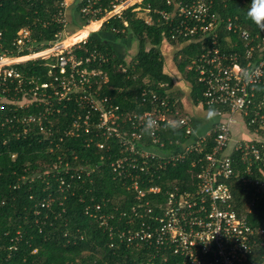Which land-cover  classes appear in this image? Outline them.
Wrapping results in <instances>:
<instances>
[{
	"label": "built area",
	"instance_id": "1",
	"mask_svg": "<svg viewBox=\"0 0 264 264\" xmlns=\"http://www.w3.org/2000/svg\"><path fill=\"white\" fill-rule=\"evenodd\" d=\"M143 1L114 0L113 10L101 19L100 27ZM164 2L170 10L149 7L147 25L153 26L156 21L164 24L169 29L165 39L168 42L198 38L210 42L209 50L190 66L204 89V100L197 109L217 119L208 133H197L194 118L180 106L176 97L168 93L161 96L152 89L141 92L143 105H149L151 110L141 114L121 112L111 96L101 93L102 86L108 82L106 74L86 67V64L104 63L107 58L99 52L87 58L75 53L76 49H83L92 32L81 42L66 47L65 40L82 29L65 37L67 23L64 19V31L55 42L38 47L32 41L30 29L24 28L18 32L14 43L17 55L0 56V110L8 106L44 108L24 116L14 109L15 114L7 116L1 126L9 127L15 140L43 136L38 141H48L49 153L61 150L66 140L79 139L83 134L90 136L86 140L88 148L95 143L107 152L118 149L110 168L121 180L131 181L128 191L140 201L120 216L119 221L126 219L127 228L115 232L110 222L114 216L102 212L106 203H97L85 210L86 215L98 220L101 228L107 229L111 249L125 245L149 252L147 264H169L174 258L176 264H258L255 252L264 248V220L258 226H251L249 215L259 200L264 202V141L250 136L264 132V30L255 24L257 30L252 33L235 16L227 20L228 33L222 44L219 25L223 20L214 12V0ZM62 7L67 10V0H63ZM91 12V5L82 10L84 16ZM38 61H44L42 65L48 69L50 82L38 83L41 77H26L25 81L24 74L18 70V66ZM122 71L125 72L124 67ZM15 81L18 86L11 96L10 86ZM65 102H74L83 113L65 130L47 125L60 113L59 107ZM235 127L242 132L241 139H233ZM171 128L183 129L187 139L183 143L172 141L177 149L170 152L165 150L158 133H168ZM95 137L103 140L95 142ZM148 137L151 144L147 142ZM209 137L215 147L191 163L190 189L183 190L176 183H169L164 191L155 184L159 171L185 162L196 151L202 153ZM61 153L50 171L38 174L56 179L54 185L48 186L50 190L55 188L64 194L71 188L68 179L93 183L97 168L81 166L70 173V163ZM234 153L240 155L242 171L235 169ZM17 157L18 154L12 155V159ZM150 161L158 162L152 163L153 169ZM147 176H150L148 183L144 179ZM233 178L252 196L243 213L237 212L233 189L227 183ZM148 195H163V199L152 205ZM55 201L49 193L41 207L50 209Z\"/></svg>",
	"mask_w": 264,
	"mask_h": 264
},
{
	"label": "trees",
	"instance_id": "2",
	"mask_svg": "<svg viewBox=\"0 0 264 264\" xmlns=\"http://www.w3.org/2000/svg\"><path fill=\"white\" fill-rule=\"evenodd\" d=\"M133 1L135 0H131ZM62 3L63 0H0V56L17 55L18 50L14 43L18 32L24 28L30 29L32 41L38 47L55 42L65 28L62 19L67 11L62 7ZM113 3L114 0H81L75 5L73 26L68 30L75 32L91 22H95L91 25H99V20L113 10ZM250 4L251 0H214V12L223 20L219 25L223 36L222 44L228 33L225 26L230 18L238 16L239 22L245 28L252 33L257 30L255 23L247 16ZM90 5L91 14L84 16L82 10ZM138 7L142 10L136 12ZM149 7L170 10L164 0H144L141 5L124 11L120 18L109 19L101 28V32L113 34L117 40L123 41L131 37V40L137 43L138 51L131 62L121 58L112 45L95 36L88 39L83 49L75 50L78 57L87 58L91 53L99 52L107 58L104 63L86 64V67L89 70L100 69L106 74L108 82L102 86L101 93L111 96L115 105L126 114H141L151 110L149 105L142 103V90L152 89L161 96L168 93L172 98L176 97L175 100L180 96L172 92L176 77L171 73L164 56L163 41L169 29L157 21L153 26L146 24ZM99 9L101 11L97 12ZM82 35L77 36L75 43L89 36L86 33ZM169 45L174 46L177 52L173 58L175 70L185 82L190 83L191 99L197 106L204 100V89L198 82V75L190 70V66L195 59L209 50L210 42L198 38L194 41L169 42ZM43 63L44 61L31 62L18 66V70L24 74L25 81L26 77H41L38 83L50 82L51 79L47 77L48 69L43 67ZM123 67L125 72L122 71ZM17 86V81L11 84V96L15 94L14 89ZM259 90L261 91V88ZM18 95L22 96L23 93ZM64 105L59 107L60 113L47 125L65 130L79 113H83L74 102H65ZM14 109L17 110L18 107L8 106L5 110H0V264H147L149 252L125 245L120 249H111L107 229L101 228L96 218L85 213L88 206L106 203L102 212L114 216L110 222L118 233L127 228L126 219L119 221L121 214L140 203L132 192L128 191L131 181L121 180L110 168L118 149L113 148L112 152H107L96 147L95 143L88 148V134H83L79 139L66 140L62 149L55 150L54 153L48 152L51 147L48 141H38L43 138L41 135L15 140L13 131L8 130L9 127L1 126L7 116L12 117L15 114ZM43 109L30 107L18 109L17 113L24 116ZM158 134L160 140L165 143V150L170 152L177 149L171 144L172 141L183 143L187 139L184 130L178 128H171L168 133L159 131ZM212 138L209 137L202 153L196 151L190 154L185 162L159 171V179H155V184L162 186L164 191L169 187V183H176L183 190L190 189L191 163L213 151L215 146ZM94 139L95 142L103 140L101 137ZM147 142L151 144L152 140L148 137ZM61 152L70 163V173L81 166L88 169L97 168L93 183L87 181L83 184L68 179L71 188L64 194L55 188L50 190L51 187L48 186L54 185L56 179H46L38 174L50 171ZM14 154H18L17 159H12ZM74 156H77V159H74ZM232 158L235 169L242 171L244 166L239 160V153H234ZM150 163L152 165L158 162ZM149 178L150 176L144 178L146 183ZM231 180L227 183L233 189L236 210L243 213L248 208L252 196L239 186L235 178ZM49 193L56 201L50 209L42 208L41 204L48 198ZM147 198L152 205H156L157 200L163 199V195H148ZM263 220L264 202L259 200L249 215V222L251 226H258ZM255 256L258 264H264V248L256 249ZM176 263L177 259L174 258L169 264Z\"/></svg>",
	"mask_w": 264,
	"mask_h": 264
},
{
	"label": "crops",
	"instance_id": "3",
	"mask_svg": "<svg viewBox=\"0 0 264 264\" xmlns=\"http://www.w3.org/2000/svg\"><path fill=\"white\" fill-rule=\"evenodd\" d=\"M80 1L81 0H79V2ZM67 2L69 4V7L66 10L67 12L65 13V18L67 19V22L66 23H68L67 24V28L70 29L71 25L73 26V23H72L73 15H74L73 14L74 13L73 11L75 9L76 3H79V2H77V0H67ZM90 26H88L87 29H84V30H86V32H85L86 34L92 32V30H89V27ZM80 30L81 29H76L75 32L80 31ZM84 30H81L80 33L82 31H84ZM95 30H97V31L92 32V34H91L92 36H95L96 38L104 41L105 43H108V44L112 45L113 48L115 49L116 53L121 58H123V59L126 60V58H124V56H123V55H126V54L123 53V55H121L120 54L121 51L118 52L116 50V44H118L119 42H122V41L117 40L116 37L113 34L101 32L100 24L98 25V28L97 29L95 28ZM104 34H108V35L114 36V39L117 40L116 44L114 42H110V41L106 40ZM71 37H73V36H71ZM130 42L132 44L134 41L130 40ZM169 47H170V49H175L174 46H170L169 45ZM174 52H176V51H174ZM164 56L166 57V61L169 64V69H170L171 73L173 74L174 77H176V79H178V80H175L174 88L172 89V92L175 93V94H180V96H178L177 98H178V100L181 103V107L194 118L195 123H196V127H197V133L198 134L208 133L213 128V126H215V124L217 123V119H215L214 117H212L209 114V112H206V111H202V110H198L197 109L196 105H194V103H193V101L191 99L192 87H191L190 83L185 82L182 79V77L177 73V71L175 70V64L173 62V59L172 58L170 59L165 53H164ZM182 83L185 84L186 86H183Z\"/></svg>",
	"mask_w": 264,
	"mask_h": 264
},
{
	"label": "rangeland",
	"instance_id": "4",
	"mask_svg": "<svg viewBox=\"0 0 264 264\" xmlns=\"http://www.w3.org/2000/svg\"><path fill=\"white\" fill-rule=\"evenodd\" d=\"M70 2V1H69ZM77 2H79V0H77ZM140 11V8H136V12H139ZM82 17V16H81ZM64 19V21L65 22H67V19L64 17L63 18ZM104 20V19H103ZM102 20H100V26H101V24H102ZM93 23H95V22H91L90 24H88L87 26H84V27H86V28H84V27H82L81 29L82 30H84V29H87L88 28V26H90L91 24H93ZM68 24V23H67ZM91 26H97L96 27V29L98 28V25H91ZM89 30H92V32H94V31H97V30H95V29H93V28H89ZM99 31V30H98ZM72 33H75L74 31L73 32H71V31H69L68 30V28H67V30L65 29V33H64V35H65V37H67V35H69V34H72ZM80 35V32H78L77 33V36H79ZM105 35V38H106V40H108V41H110V42H114L115 44H116V42H117V40L116 39H114V36H112V35H108V34H104ZM88 37V36H87ZM86 37V38H87ZM85 38V39H86ZM69 39V38H68ZM68 39L66 40L67 42H68ZM130 40H131V37H128V39L127 40H123L122 42H119L118 44H116V50L118 51V52H120L121 51V55H123V53L124 54H126V55H123L124 56V58H126V60L128 61V62H131L132 61V59L134 58V56L136 55V53H137V51H138V45H137V43L136 42H133L132 44H131V42H130ZM66 42V47H68V45H71V43H67ZM79 43V42H78ZM73 44H75V43H73ZM72 44V45H73ZM131 44V45H130ZM163 45H164V53L171 59H173L174 58V56H175V54L177 53V52H174V51H176L175 49H170V47H169V42L167 41V40H164L163 41ZM175 48V47H174ZM176 80H178V79H176ZM182 85L183 86H186L185 84H183L182 83ZM195 126H196V123H195ZM196 130H197V127H196ZM248 136H249V134H248ZM241 137H242V132L241 131H238V129H237V127H235V129L233 130V139L234 140H238V139H241ZM251 138H253V139H257V140H262V141H264V134L263 135H259L258 134V136H250Z\"/></svg>",
	"mask_w": 264,
	"mask_h": 264
},
{
	"label": "clouds",
	"instance_id": "5",
	"mask_svg": "<svg viewBox=\"0 0 264 264\" xmlns=\"http://www.w3.org/2000/svg\"><path fill=\"white\" fill-rule=\"evenodd\" d=\"M247 16L259 28L264 30V0H251Z\"/></svg>",
	"mask_w": 264,
	"mask_h": 264
},
{
	"label": "bare ground",
	"instance_id": "6",
	"mask_svg": "<svg viewBox=\"0 0 264 264\" xmlns=\"http://www.w3.org/2000/svg\"><path fill=\"white\" fill-rule=\"evenodd\" d=\"M97 22H99V21H97ZM89 28H93V29H95L96 27L95 26H90ZM86 32V30H84V31H82L81 33H80V35H82V34H84ZM90 33H87V35H89ZM83 36V35H82ZM77 38V35H75V36H73V37H70L69 39H68V42L65 40V46H66V42L67 43H71V45H68V47L69 46H72V44L73 43H75V39ZM75 44H77V43H75ZM74 45V44H73Z\"/></svg>",
	"mask_w": 264,
	"mask_h": 264
}]
</instances>
